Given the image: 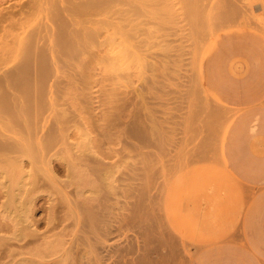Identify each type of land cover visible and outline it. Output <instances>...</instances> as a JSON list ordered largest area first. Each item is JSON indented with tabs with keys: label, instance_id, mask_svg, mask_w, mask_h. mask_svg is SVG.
I'll use <instances>...</instances> for the list:
<instances>
[{
	"label": "rangeland",
	"instance_id": "rangeland-1",
	"mask_svg": "<svg viewBox=\"0 0 264 264\" xmlns=\"http://www.w3.org/2000/svg\"><path fill=\"white\" fill-rule=\"evenodd\" d=\"M0 1V264H264V136L203 69L238 0Z\"/></svg>",
	"mask_w": 264,
	"mask_h": 264
},
{
	"label": "crops",
	"instance_id": "crops-1",
	"mask_svg": "<svg viewBox=\"0 0 264 264\" xmlns=\"http://www.w3.org/2000/svg\"><path fill=\"white\" fill-rule=\"evenodd\" d=\"M236 2L237 17L214 39L211 56L203 63L204 76L223 107L236 112L224 145H259L254 138L264 136V26L255 18L264 10L259 4L249 9ZM207 258L201 254L190 264H203Z\"/></svg>",
	"mask_w": 264,
	"mask_h": 264
},
{
	"label": "bare ground",
	"instance_id": "bare-ground-1",
	"mask_svg": "<svg viewBox=\"0 0 264 264\" xmlns=\"http://www.w3.org/2000/svg\"><path fill=\"white\" fill-rule=\"evenodd\" d=\"M0 2H1V1H0ZM24 2H25V1H24ZM31 2H32V1H31ZM49 2H50V1L45 0L46 6H48V3H49ZM28 3H29V2H28ZM35 4H36V3H35ZM16 5H17V4H16ZM26 5H28V4H26ZM17 6H18V5H17ZM17 6H16V7H17ZM49 6H50V5H49ZM0 7H2V9L0 8V28H1L2 24H3V25L5 24L4 21H7V23H8L10 20H11V23H10V22H9V23H10V26L13 27L12 30L14 29V26H15V28H16V26H18L17 24H19V25L21 26V24H20L19 21H18V19H19L20 21H22L21 18H18L19 16H17V14H15L16 12L12 11V10H14V9H15V11H16V7H15V6H9L10 8L15 7V8H12V9H11V11L14 12L15 15H14V14H13V15H9V17L7 16L8 13H6V11H9V10H6V11H5V10L3 9V6H0ZM27 7L29 8L30 6L28 5ZM31 8H32V7H31ZM31 8H29V9H31ZM5 9H6V8H5ZM18 10H19V9H18ZM23 10H24V9H23ZM23 10H22V11H23ZM4 11H5V12H4ZM31 11H32V10H31ZM23 12H24V11H23ZM26 12H27V11H26ZM166 12H168V11H166ZM9 13H10V11H9ZM21 13H22V12H21V10H20V15H21ZM159 13H160V12H159ZM159 13H158V14H159ZM160 14H161V13H160ZM18 15H19V14H18ZM23 15H25V14L23 13ZM26 15H27V14H26ZM26 15H25V16H26ZM10 16H12V17H10ZM16 16H17V17H16ZM28 16H29V15H28ZM7 17H8V19L5 20ZM15 17H16L17 20L15 19ZM11 18H12V19H11ZM9 19H10V20H9ZM14 19H15V20H14ZM12 21H14V26H12V23H13ZM16 21H18V22H16ZM23 21H24V20H23ZM23 21H22V22H23ZM7 23H6V25H4V26H6L7 28H9V27H10V26L8 27L9 23H8V24H7ZM15 23H16V24H15ZM47 25H48V24H47ZM4 26H2V27L5 28L7 31L10 30V29H7V28L4 27ZM22 26H23V24H22ZM5 29H1V31L4 30V33H5L4 35H5L6 37H8V36L6 35L7 31H6ZM1 33H2V32H1ZM1 33H0V35H1ZM8 33H9V32H8ZM10 33H11V32H10ZM2 36H3V33H2V35L0 36V38H1L0 44H2L4 40L7 41V39H6L4 36H3V38H2ZM14 37H15V36H14ZM4 38H5V39H4ZM11 38H12V37H11ZM43 45H44V44H43ZM26 46H27V45H26ZM0 47H1V45H0ZM0 52H1V51H0ZM6 52H7V51H6ZM8 58H9V57H8ZM30 63H31V62H30ZM28 65H29V64H28ZM0 66H1V65H0ZM28 70H29V69H28ZM10 71H11V70H10ZM14 71H15V70H14ZM9 73H11V72H9ZM7 75H8V73H7ZM8 76H9V75H8ZM9 77H10V76H9ZM12 77H13V76H12ZM9 83H10V82H9ZM11 83H12V82H11ZM15 83H16V82H15ZM21 85H22V84H21ZM10 86H11V85H10ZM1 87H2V86H1ZM29 87H30V86H29ZM34 87H35V86H34ZM11 88H12V87H11ZM13 89H14V88H13ZM15 89H16V88H15ZM4 90H5V89H4ZM21 91H22V90H21ZM2 92H3V91H2ZM19 92H20V91H19ZM22 92H23V91H22ZM24 92H25V91H24ZM6 93H7V91H6ZM19 94H20V93H19ZM32 95H33V94H32ZM37 95H38V94H37ZM3 96H4V95H3ZM6 96H7V95H6ZM20 96H21V95H20ZM0 97H1V96H0ZM9 97H10V96H9ZM2 98H3V97H2ZM15 98H16V97H15ZM2 100H4V99H2ZM4 101H5V100H4ZM0 102H1V101H0ZM2 103H5V102L2 101ZM18 103H19V102H18ZM0 104H1V103H0ZM6 105H8V104H6ZM6 105H5V106H6ZM1 106H2V105H1ZM5 106H4V107H5ZM8 106H9V105H8ZM17 107H18V106H17ZM5 108H7V107H5ZM5 108H3V109H4V110H7V109H5ZM10 108H11V107H10ZM1 109H2V108H1ZM3 109H2V110H3ZM18 110L21 111L20 109H18ZM14 111H15V110H14ZM14 111H12V112H14ZM1 112H2V111H1ZM9 112H11V111L9 110ZM2 113H3V112H2ZM2 113H1V114H2ZM5 113H6V112H5ZM3 114H4V113H3ZM6 114H7V113H6ZM8 114H9V113H8ZM8 114H7V115H8ZM13 114H14V113H13ZM13 114H12V115H13ZM1 116H2V115H1ZM9 116H10V115H9ZM3 117H4V116H3ZM13 118H14V117H13ZM0 122H1V121H0ZM3 123H4V122H3ZM16 125H17V124H16ZM19 129H20V128H19ZM17 132H18V131H17ZM13 141H14V140H13ZM2 143H3V142H2ZM10 143H11V142H10ZM14 144H15V142H14ZM0 145H2V144L0 143ZM6 145H7V143L5 144V146H6ZM9 146H10V145H9ZM3 147H4V145H3ZM14 147H15V146H14ZM1 149H2V148H1ZM4 151H6V150H4ZM10 151H11V150H10ZM12 151H13V150H12ZM14 151H15V150H14ZM7 153H8V152H7ZM12 153H13V152H12ZM2 155H3V154H2ZM10 157H11V156H10ZM14 159H15V158H14ZM4 160H6V159H4ZM9 160H10V159H9ZM2 163H3V162H2ZM11 163H13V162H11ZM11 163H9V164H11ZM16 163H17V162H16ZM13 165H14V167H12V168H15V166L19 165V163H17V165H15V162H14V163L12 164V166H13ZM19 166H20V165H19ZM17 168L19 169L20 167H16V170H17ZM0 169H1V168H0ZM1 170H2V169H1ZM4 170H5V169H4ZM2 171H3V170H2ZM13 171H15V169H14ZM6 172H7V171H6ZM16 172H19V170L16 171ZM13 173H14V172H13ZM13 173L10 172V174H13ZM7 174H9V173H7ZM10 174H9V175H10ZM26 174H27V173H26ZM15 175H16V173H15ZM10 176H12V175H10ZM13 176H14V175H13ZM13 176H12V177H13ZM4 177H5V176H4ZM12 177H11V179H12ZM108 177H109V176H108ZM7 178H8V177H7ZM14 178L17 179L16 177H14ZM33 178H34V177H33ZM106 178H107V177H106ZM5 179H6V178H5ZM21 179H22V178H21ZM0 180H1V179H0ZM8 180H10V177H9ZM24 180H25V179H24ZM107 180H108V179H107ZM12 181H13V180H12ZM14 181H15V180H14ZM20 181H21V180H20ZM30 182H31V181H30ZM1 183H2V182H1ZM6 183H8V182H6ZM13 184H14V183H13ZM18 184H19V183H18ZM5 185H6V184H5ZM16 185H17V183H16ZM22 185H23V187H24V183H22L21 186H22ZM21 186H20V187H21ZM25 186H26V185H25ZM28 186H29V185H28ZM5 187H6V186H5ZM23 187H21V189H22ZM31 187H32V186H31ZM13 189H14V188H13ZM21 189H20V190L17 189V190L21 191ZM25 189H26V188H25ZM9 190H10V189H9ZM17 190H16V191H17ZM22 190H23V189H22ZM23 191H24V190H23ZM23 191H22V192H23ZM7 193H8V192H7ZM11 193H12V192H11ZM11 193L8 195L7 198H8L12 203L16 204L18 201H20V198L17 197V195H16V197H17V199H18V200L16 199V200H17V201H16V200H15V195H13V194L11 195ZM19 193H20V192H18V195H19V196H22V195H20ZM15 194H16V193H15ZM28 194H29V193H28ZM115 195H116V194H115ZM28 197H29V196H28ZM32 197H33V196H32ZM21 198H22V197H21ZM24 199H25V198H24ZM15 201H16V203H15ZM21 201H22V200H21ZM28 201H29V200H28ZM102 202H103V201H102ZM28 203H29V202H28ZM18 204H19V203H17V205H18ZM22 204H23V202H22ZM24 204H25V202H24ZM102 204H103V203H102ZM20 205H21V204H20ZM21 206H22V205H21ZM24 206H25V205H24ZM98 206H99V205H98ZM18 207H19V206H18ZM50 208H51V207H50ZM111 208H112V207H111ZM18 209H21V208H18ZM92 209H93V208H92ZM53 211H54V210H53ZM10 212H11V211H10ZM25 212H26V211H25ZM28 212H29V211H28ZM51 213H52V211H51ZM101 213H102V212H101ZM25 214H26V213H25ZM53 214H54V213H53ZM53 214H50V215H53ZM23 215H24V214H23ZM100 215H102V214H100ZM59 216H60V215H59ZM32 218H33V217H32ZM7 220H8V219H7ZM118 222H119V221H118ZM10 223H11V222H10ZM19 223H20V222H19ZM23 224H24V223H23ZM20 225H21V224H20ZM111 225H112V224H111ZM0 226H1V225H0ZM37 226H38V225H37ZM63 226H64V225H63ZM63 226H62V227H63ZM112 226H113V225H112ZM4 227H5V226H4ZM67 228H68V227H67ZM104 228H105V227H104ZM47 230H48V229H47ZM62 230H63V229H62ZM119 230H120V229H119ZM3 231H4V230H3ZM51 231H52V230H51ZM64 232H65V230H64ZM116 232H117V231H116ZM34 233H35V232H34ZM36 233H37V232H36ZM110 234H111V233H110ZM60 235H61V234H60ZM63 235H64V233H63ZM7 240H8V239H7ZM124 241H125V240H124ZM63 243H64V242H63ZM93 243H94V242H93ZM97 243H98V242H97ZM5 244H6V243H5ZM76 244H77V243H76ZM123 244H124V243H123ZM102 245H103V244H101V246H102ZM132 245H133V244H132ZM21 247H22V246H21ZM123 247H124V246H123ZM130 247H131V246H130ZM15 248H16V247H15ZM24 248H25V247H24ZM114 248H115V247H114ZM28 250H29V249H28ZM102 250H103V249H102ZM112 250H113V249H112ZM126 250H128V249H126ZM74 251H75V250H74ZM108 251H109V250H108ZM117 251H118V250H117ZM6 252H7V251H6ZM17 252H18V251H17ZM29 252H30V251H29ZM109 252H110V251H109ZM120 253H121V252H120ZM43 254H44V253H43ZM49 254H50V253H49ZM111 254H112V253H111ZM115 254H116V253H115ZM12 255H13V254H12ZM45 255H46V254H45ZM116 255H117V254H116ZM124 255H125V254H124ZM49 256H50V255H49ZM45 258H46V257H45ZM47 258H48V257H47ZM9 259H11V258H9ZM119 259H120V258H119ZM124 259H125V258H124ZM28 260H29V259H28ZM10 261H11V260H10ZM25 261H26V260H25ZM121 261H122V260H121ZM11 262H12V261H11ZM15 262H16V261H15ZM20 262H21V261H20ZM20 262H17V263H15V264H24L23 262H21V263H20ZM25 263H26V262H25ZM124 263H125V262H124ZM125 264H126V263H125Z\"/></svg>",
	"mask_w": 264,
	"mask_h": 264
}]
</instances>
